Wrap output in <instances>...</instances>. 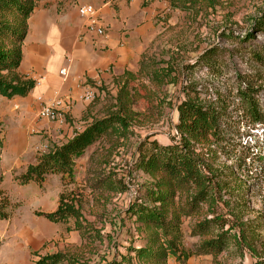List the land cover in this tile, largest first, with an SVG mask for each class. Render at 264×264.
I'll use <instances>...</instances> for the list:
<instances>
[{"label": "rangeland", "instance_id": "rangeland-1", "mask_svg": "<svg viewBox=\"0 0 264 264\" xmlns=\"http://www.w3.org/2000/svg\"><path fill=\"white\" fill-rule=\"evenodd\" d=\"M43 2L36 0L35 9ZM52 3L47 0L44 6L52 9ZM263 14L264 0H166L141 39V51L121 71L119 83L98 89L89 116L77 119L72 106L63 124L44 132L37 113L23 116L22 108L15 109L14 103L11 110L1 107L0 191L8 197L10 216L0 218V264H37L55 254L57 262L47 258L43 264H109L144 247L147 231L129 213L132 204L144 201L153 182L139 168V147L179 140L178 105L189 96L224 111V140L204 150L206 160L228 173V166L238 169L241 161L238 170L245 173L238 176L250 185L245 217L260 216L264 227V123H254L239 100L240 88L250 85L264 112V67L251 57V52L264 48V34L254 28L255 19ZM251 32L253 39L246 40ZM208 50L213 58L210 65L200 60ZM124 86L125 96L120 97ZM121 104L127 127L118 126V131L87 148L76 158L71 176L50 174L42 185L18 182L16 177L41 155L72 139L94 120L119 112ZM20 115L25 122L17 134L9 129L19 124ZM37 135L39 145H33ZM223 181L226 189L217 192L223 201L203 204L198 213L183 218L182 248L187 252L198 250L207 237L192 233L198 221L213 218L215 212L231 220L235 196L230 178L223 177ZM61 195L78 211L77 217L53 222L37 214L56 210ZM257 249V255L232 247L217 257L198 253L180 261L171 256L168 263L264 264V241Z\"/></svg>", "mask_w": 264, "mask_h": 264}, {"label": "trees", "instance_id": "trees-1", "mask_svg": "<svg viewBox=\"0 0 264 264\" xmlns=\"http://www.w3.org/2000/svg\"><path fill=\"white\" fill-rule=\"evenodd\" d=\"M35 7L36 0H0V94L7 98L25 96L36 85L34 79L25 78L19 72L23 61V46L28 34V21ZM254 28L264 34V14L255 19ZM253 37L251 32L246 40ZM251 57L255 63L264 67V48L251 52ZM212 59L210 50L200 58L208 65ZM124 92L126 93L125 86L121 89L120 97L125 96ZM257 95L255 88L246 85L240 88L239 100L246 115L254 123H264V112ZM122 111L124 112L125 108L121 104L119 112L94 120L72 139L41 155L36 163L30 164L16 179L22 185L31 182L42 185L50 174L71 176L76 158L87 148L109 133L118 131V126L127 127L126 118L120 114ZM178 112V141L167 145L152 141L147 148L144 147L145 144L139 147V168L147 173L153 182L147 189L144 201L132 204L129 213L147 231V243L144 247L133 249V256L124 255L120 260L114 259L109 264H169L171 256L180 261L198 253L217 257L232 247L257 255V248L264 241V227L260 216L245 217L249 209L245 195L250 190V185H245L244 180L239 177H244L245 173L239 172L241 161L238 163L239 170L237 165L228 166V173L224 169L214 168L206 160L208 154L204 150L209 148L210 144H219L224 140L221 136L224 111L215 105L204 104L199 98L189 96L178 105ZM223 177L230 178L229 185H232L235 196L229 213L231 220H225L215 212L213 218L198 221L192 233L207 237L198 250L187 252L182 248L183 218L198 213L203 204L224 200L222 196L217 197L218 193L226 189ZM2 180L0 173V183ZM225 203L229 206V201ZM8 206V197L0 191L1 219L9 218ZM37 214L50 221L60 222L66 221L70 216L77 217L78 211L73 205L65 202L64 196L61 195L60 204L55 211ZM47 258H52L55 263L58 254ZM47 258L37 264H43ZM261 263L256 261L254 264Z\"/></svg>", "mask_w": 264, "mask_h": 264}, {"label": "crops", "instance_id": "crops-1", "mask_svg": "<svg viewBox=\"0 0 264 264\" xmlns=\"http://www.w3.org/2000/svg\"><path fill=\"white\" fill-rule=\"evenodd\" d=\"M44 1L29 19L19 69L23 77L34 79L36 85L25 96L7 98L0 94V109L6 106L4 111L11 110L14 103L15 109L22 108L21 115L35 112L38 116L39 96L47 101L59 96L73 106L74 117H87L91 102L81 100L80 94L86 87L98 90L119 83L121 71L131 62L132 56L141 51V39L153 26L154 14L163 9L166 0H76L77 3L75 0H48L53 2L52 9L46 8L47 0ZM82 4H92L97 9L105 27L104 36L87 30V20L78 11ZM67 65L69 73L63 77L60 70ZM8 112L11 119L16 120L14 114ZM39 119L38 126L45 129L44 132L58 126L57 122ZM17 120L19 124L9 130L20 134L25 121L22 116ZM38 136L33 138V145L39 143Z\"/></svg>", "mask_w": 264, "mask_h": 264}, {"label": "built area", "instance_id": "built-area-1", "mask_svg": "<svg viewBox=\"0 0 264 264\" xmlns=\"http://www.w3.org/2000/svg\"><path fill=\"white\" fill-rule=\"evenodd\" d=\"M154 1V0H148ZM79 14L87 20V30L90 33H94L98 36L105 35V27L101 24L97 15V9L92 4H83L78 8ZM71 60H69V63ZM69 73V65L63 67L60 70V74L63 77H67ZM98 96V90L94 87H86L79 98L85 102H92ZM40 104L38 110V116L41 119L57 122L58 124L64 123V117L67 111L70 109L71 104L62 97H54L51 100H45L42 96L38 97Z\"/></svg>", "mask_w": 264, "mask_h": 264}]
</instances>
